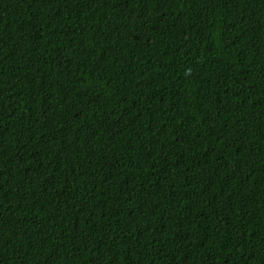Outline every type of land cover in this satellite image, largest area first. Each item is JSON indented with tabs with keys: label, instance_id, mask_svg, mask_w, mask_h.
Returning a JSON list of instances; mask_svg holds the SVG:
<instances>
[{
	"label": "trees",
	"instance_id": "obj_1",
	"mask_svg": "<svg viewBox=\"0 0 264 264\" xmlns=\"http://www.w3.org/2000/svg\"><path fill=\"white\" fill-rule=\"evenodd\" d=\"M0 264H264V0H0Z\"/></svg>",
	"mask_w": 264,
	"mask_h": 264
}]
</instances>
